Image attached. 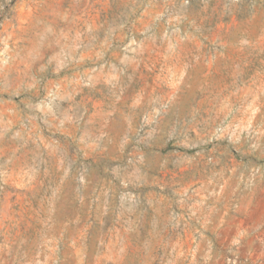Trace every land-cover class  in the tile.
Wrapping results in <instances>:
<instances>
[{
	"label": "rangeland",
	"instance_id": "rangeland-1",
	"mask_svg": "<svg viewBox=\"0 0 264 264\" xmlns=\"http://www.w3.org/2000/svg\"><path fill=\"white\" fill-rule=\"evenodd\" d=\"M0 264H264V0H0Z\"/></svg>",
	"mask_w": 264,
	"mask_h": 264
}]
</instances>
